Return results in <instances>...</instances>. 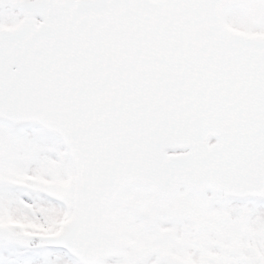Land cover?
<instances>
[{
  "label": "snow or ice",
  "instance_id": "6c2138e0",
  "mask_svg": "<svg viewBox=\"0 0 264 264\" xmlns=\"http://www.w3.org/2000/svg\"><path fill=\"white\" fill-rule=\"evenodd\" d=\"M0 264H264V0H0Z\"/></svg>",
  "mask_w": 264,
  "mask_h": 264
}]
</instances>
